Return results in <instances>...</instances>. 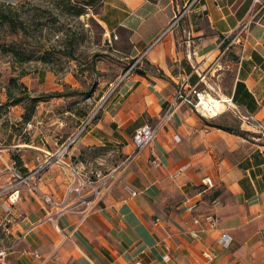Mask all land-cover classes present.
<instances>
[{
    "label": "crops",
    "instance_id": "crops-1",
    "mask_svg": "<svg viewBox=\"0 0 264 264\" xmlns=\"http://www.w3.org/2000/svg\"><path fill=\"white\" fill-rule=\"evenodd\" d=\"M188 1L100 0L97 15L104 34L117 40V31L128 32L122 58L134 60L143 53L140 72H118L97 83L106 89L116 83L115 90L69 144L63 162L71 166L72 156L91 147H106L122 158L108 167V188L86 209L71 194L64 211L40 199L43 192L61 203L73 177L65 164L51 162L44 169L38 192L19 185L0 241L14 245L7 255L10 264H264V15L239 37L235 33L252 0H198L184 9ZM180 11L179 20L156 40ZM227 49L234 55L222 59ZM193 67L204 73L205 83L224 99L226 109L207 118L182 104L170 120L161 122L153 141L133 154L136 128L159 121L177 83L204 87ZM27 80L38 92L80 86L72 72L58 76L41 69ZM58 100L64 103V98ZM47 102L36 105L32 133L41 141L54 139L57 152L86 115L64 106L60 116L46 122ZM24 144L0 146V180L14 169L7 151L25 150ZM19 156L27 169L43 159L39 151ZM153 158L158 166L151 164ZM205 176L214 187L201 196L200 210L215 201L217 227L192 237L189 230L197 226L185 203L198 200ZM124 183L138 194L127 197ZM222 232L231 237L227 246L220 242Z\"/></svg>",
    "mask_w": 264,
    "mask_h": 264
},
{
    "label": "rangeland",
    "instance_id": "rangeland-1",
    "mask_svg": "<svg viewBox=\"0 0 264 264\" xmlns=\"http://www.w3.org/2000/svg\"><path fill=\"white\" fill-rule=\"evenodd\" d=\"M74 5H80L83 12L77 14L79 6ZM99 5L100 0H24L17 4L3 3L2 8L16 24V28L9 24L0 27V47H5V50H0V146L5 148L14 143H25L23 145L25 150L17 152L10 148L7 151L8 157L14 161L13 168L19 173L28 170L23 166L20 154L26 156L28 152L39 151L43 158L51 154L52 162L55 163H60L65 155L54 152L56 147L54 139L46 138L43 142L37 136H33L36 116H32L36 115V105L40 101L49 100L43 104L49 109L44 117L46 122L60 116L64 106L71 109L76 107L80 116L96 111L95 118L116 86V83H113L106 89L97 83L103 79L115 78V74H120L118 72L123 76L129 71L138 70V63L128 70L135 59L122 58L128 45V32L117 31L119 42H116L115 35L111 34L109 37L104 34L98 21ZM252 24L238 28L235 36L242 37ZM233 39L235 38L232 37ZM225 55L231 58L234 53L227 49L222 59ZM41 69L51 70L58 76L72 72L80 86L66 87L60 92H38L37 88L28 86L27 79ZM230 69L231 67L226 71L227 83L231 77ZM34 81L36 82L35 79ZM209 92L217 97L214 90ZM36 96L41 100L32 104L31 99ZM67 96H70L69 100ZM58 97L64 98L63 104L55 102L59 101ZM27 114L29 117L25 119L24 116ZM60 140H63V137L57 142H61ZM38 144H42L41 149L32 147ZM120 158L122 156L117 151L108 150L106 147H91L82 149L72 156L71 166L80 160L85 163L86 167L83 168H100L106 172L109 170L108 167L118 163ZM100 160L101 164L97 162ZM16 179V175L9 172L7 178L0 180V189ZM14 188L20 189L17 185L0 194V241H4L3 226L9 223L7 219L11 215L3 210L1 202L7 199ZM18 196L17 192V199ZM15 203L10 204L11 208Z\"/></svg>",
    "mask_w": 264,
    "mask_h": 264
},
{
    "label": "built area",
    "instance_id": "built-area-1",
    "mask_svg": "<svg viewBox=\"0 0 264 264\" xmlns=\"http://www.w3.org/2000/svg\"><path fill=\"white\" fill-rule=\"evenodd\" d=\"M198 0H189L184 9L188 8L190 5L194 4ZM184 11V10H183ZM183 11L174 14L166 29L161 31V33L157 36L156 40L159 39L169 28H171L182 16ZM264 15V0H252L251 6L248 11V16L243 19L239 25L240 27H246L249 23H258L261 17ZM143 54V53H142ZM136 58L131 65H129L128 70H131L136 63H138L141 55ZM193 71L198 76V83H203L204 87L199 88L197 84L195 85H186L185 83L179 82L171 96V99L168 101L163 114L159 118L157 123H144L138 128H136L133 136L132 143L134 145L133 154L140 152L144 148H146L155 138L159 125L163 120H170L173 112L180 107L182 104H187L192 107L195 112L200 114L202 117L213 118L218 114H207L206 111V102L204 99L211 95L209 91H213L212 87L205 83L204 73H199L197 71V67H193ZM208 112V111H207ZM96 111L90 112L86 115L79 126L77 127L75 133L72 135L70 139H68L60 149L55 152L57 154L64 153L71 142L87 127V125L92 121L95 116ZM52 162V155L48 154L44 156L41 162L36 164L33 168L28 169L23 173L17 172L15 169H12V174L16 175L17 179L8 183L6 186L0 189V194L6 190L13 188L14 186H24L29 191L38 192L37 181L39 180L44 169ZM60 163L65 164L63 160H60ZM151 164L153 166H158L159 162L156 158L151 160ZM72 174V179L68 187L66 188L63 200L60 204L53 201L52 197L46 193L40 192V199L51 206H61L62 208L59 211H64L68 208V197L70 194L72 195V199L75 202L81 203L84 205L85 209L90 206L93 201H98L102 194L103 190L108 188L110 179H111V171L103 172L100 168H83L82 166H69L65 164ZM123 189L127 194V197H133L138 194V190L132 187L128 183H124ZM214 187V181L211 177L205 176L201 179V185L197 191V195L199 196L196 201H188L185 203V209L189 211L191 214V221L197 227L189 230V234L192 237H198L201 231L205 229H214L217 227V217L214 213L213 207L216 205L215 201H212V205L209 209L203 211L200 210V202L201 196L208 191H210ZM17 192L18 188H14L11 194L7 197V199L1 202V207L7 213H10L11 205L15 203L17 200ZM16 193V195H15ZM7 201L10 203L8 204ZM231 241V237L227 232H222L220 234V242L227 246ZM13 244L11 245H0V264H10L7 260L8 252L13 248ZM33 255L38 257V253L33 251Z\"/></svg>",
    "mask_w": 264,
    "mask_h": 264
},
{
    "label": "trees",
    "instance_id": "trees-1",
    "mask_svg": "<svg viewBox=\"0 0 264 264\" xmlns=\"http://www.w3.org/2000/svg\"><path fill=\"white\" fill-rule=\"evenodd\" d=\"M3 3L4 2H1L0 1V27L3 26L4 24H9L12 28H16V24L13 23V21L9 18V16L7 15V13L4 11V9L2 8L3 7ZM9 4V3H7ZM74 6H79L77 7L78 9L76 10V13L77 14H81L83 12V9L80 5H74ZM0 50H5V47H0ZM136 72H140V70H135ZM41 100L39 96H36V97H32L31 99V103L34 104L36 101H39ZM18 102V101H16ZM29 117V115H25L24 118L27 119ZM213 126H216V127H219V128H225V127H222L220 125H217V124H212ZM226 129V128H225ZM228 130V129H227ZM238 133L241 134L240 131H238Z\"/></svg>",
    "mask_w": 264,
    "mask_h": 264
},
{
    "label": "bare ground",
    "instance_id": "bare-ground-1",
    "mask_svg": "<svg viewBox=\"0 0 264 264\" xmlns=\"http://www.w3.org/2000/svg\"><path fill=\"white\" fill-rule=\"evenodd\" d=\"M204 102H206V109L208 111H206V113L209 115L221 113L226 107L224 99H219L212 95H208L204 99Z\"/></svg>",
    "mask_w": 264,
    "mask_h": 264
}]
</instances>
